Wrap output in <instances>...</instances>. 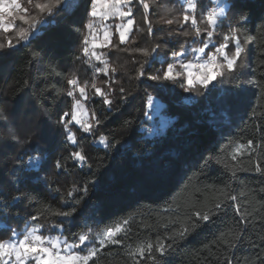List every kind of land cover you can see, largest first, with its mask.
Here are the masks:
<instances>
[{
  "label": "trees",
  "instance_id": "16d2710c",
  "mask_svg": "<svg viewBox=\"0 0 264 264\" xmlns=\"http://www.w3.org/2000/svg\"><path fill=\"white\" fill-rule=\"evenodd\" d=\"M21 3L27 6V0ZM218 3L201 0L197 17ZM221 5L226 6L227 18L213 38L215 43L241 12L248 17L243 35L254 37L251 44L244 45L243 66L222 91L213 87L210 96L190 100L179 86L136 78L144 57L119 49L150 48L160 43L158 51L170 58L172 51H180L185 41L190 44L193 39L168 35L178 26L161 20L162 16L171 18L168 9L173 10L172 14L181 11V0H152L149 19L153 35L147 34L143 8L137 6V24L145 31H134L135 43L119 45L111 51L103 49L110 63L122 66L115 74L119 83L113 85V105L109 109L101 97L90 92L88 106L102 124L94 134L83 133L75 126V145L66 139L57 121L71 108L70 97L65 94L67 78L76 73L81 81L92 79L83 57L77 59L81 33L67 34L68 21L81 17V0H69L60 15L46 17L27 45H19L9 55L0 54V109L8 116L7 122L0 121V239L11 236V231L2 230L3 225L20 231L30 216L47 203L53 209H75L69 217L41 220L53 233L58 230L51 229V224L61 221L64 235L71 238L89 229L95 234L129 219L125 244L154 241L180 227L193 210L223 199L222 193L227 191L238 196L236 203L241 212L247 213L246 221L238 223L240 216L235 206H229L177 241L162 259L167 264H226L225 257H231L234 264H264V176L254 171L257 163L264 167V0H221ZM3 36L0 32V39ZM112 39L118 44V36ZM160 67L159 62L151 65L153 72ZM106 79L102 74L97 77L98 83ZM121 86L126 89L123 94L118 91ZM148 94L164 104L163 128L151 125L146 117ZM225 95L230 104L223 102ZM98 134L107 135L111 146L99 144ZM14 135L27 136L31 143L22 145L13 139ZM249 139L258 147L250 157L240 158L233 176L235 162L230 160V153ZM33 149H39L47 160L44 170L18 171L21 159L26 165L29 155L40 154ZM80 149L87 157L82 165L71 157ZM57 159L63 168L55 167ZM74 186L87 187L88 192H77L68 198L67 191ZM241 228L246 235L233 250L224 241H231ZM125 251L123 245H108L96 264H130Z\"/></svg>",
  "mask_w": 264,
  "mask_h": 264
},
{
  "label": "snow or ice",
  "instance_id": "6c2138e0",
  "mask_svg": "<svg viewBox=\"0 0 264 264\" xmlns=\"http://www.w3.org/2000/svg\"><path fill=\"white\" fill-rule=\"evenodd\" d=\"M69 0H27L24 6L20 0H0V32L4 34L0 39V54L9 55L11 50L19 45L30 41L36 33L37 25L45 23L46 17L58 16L66 10ZM83 12L80 19H70L67 24L68 35L72 31L81 33L80 55L83 62L94 69L91 81H83L76 75L67 78L68 88L66 95L72 99L71 108L64 111L57 123L62 125L66 133V139L72 144L77 143V134L72 131L70 125H78V130L83 133L94 134L102 121L95 112L91 114V122L81 119V114L86 113L85 101L90 99V92L93 96L101 97L103 104L111 109L113 105L112 93L116 90L113 85L119 81L115 79V74L120 67L115 63H110L107 53L98 49L115 50L119 45L135 43L134 31L143 32L145 29L137 24L134 9L137 6L143 8V24L147 26L146 31L149 36L153 35L152 21L149 19V12L152 0H81ZM198 6L202 8L201 0H181V11L172 14L173 10L168 9L171 18L161 17L163 23L167 25H177L176 29H170L168 35L180 34L193 37L191 43L185 41L181 45L180 51H172L171 57L161 55L158 51L160 43H154L150 48L119 49L127 51L130 55L138 53L144 57L139 63L136 71L137 79H147L156 84L163 85L165 82L174 86H179L187 93H198L210 91V86L214 87L215 82L234 78L233 74L239 67L243 66V57L246 44H251L254 37L243 35L246 28L244 21L247 16L241 12L239 18H233V23L223 33L222 41L215 43L213 38L217 34L218 28L224 26V19L227 18L226 6L219 3L211 10H202L197 17ZM20 21V25L14 21ZM112 21L113 23H109ZM206 24V28L201 29L200 25ZM188 25V28H185ZM114 29V30H113ZM183 30V31H181ZM11 33V35H9ZM102 33V38L100 36ZM113 35L118 36V44L113 42ZM243 37V43H242ZM159 62L161 67L155 72L151 65ZM97 65H100L99 67ZM146 65L149 67L146 69ZM108 79L98 83L97 77L100 75ZM248 83L256 84L249 80ZM104 87H101L100 85ZM118 91L123 94L126 89L121 86ZM154 97L147 96L148 107L153 106ZM225 104H230V98L223 97ZM255 115V111H253ZM0 121L7 122L8 116L0 109ZM13 139L22 145H28L31 140L25 136L21 138L14 135ZM98 143L105 148L110 147L108 136L98 134ZM258 146L249 139L244 144H238L230 153V160L235 162L232 166V175L235 176L236 163H240L244 155L249 157L256 151ZM40 152L39 149H33ZM25 155H29L27 152ZM72 159L79 164H83L87 157L83 149L71 153ZM211 157L209 158V160ZM21 167L18 171H28L33 169L44 170L47 164L42 152L38 155H29V160L25 165L23 160L19 161ZM207 163V161H206ZM57 169L64 165L60 159L55 162ZM248 171V169H244ZM256 174L264 176V167L257 163L254 167ZM59 191V189H57ZM87 193L88 188L73 187L67 191V197L71 198L75 193ZM223 199L216 200L210 207L193 210L187 218L175 230H171L164 238L157 237L156 240L141 241L135 245L125 244V238L130 231L129 219H123L107 226L99 232L92 234L91 230L82 231L69 238L64 235V223L51 224V229L58 230L53 233L46 229L41 220L47 221L49 216L69 217L75 212L53 209L51 205L45 203L41 208L30 216V220L25 222L22 230L10 229L7 224L3 225V231H11V236L0 239V264H96L102 251L108 245H123L126 249L125 255L129 258L130 264H141L142 261H151V264H167L162 259L166 257L179 240L185 239L191 232L195 231L202 224L209 223L214 216L225 212L229 206H235L237 214L240 216L238 223L246 221L247 213L241 212L238 203V196L224 191ZM243 195V193H241ZM14 200L19 197H14ZM168 228V225H165ZM232 235V233H230ZM246 235L243 228L234 234L231 241L224 243L229 248L235 250L241 243L242 237ZM226 264H234V259L225 257Z\"/></svg>",
  "mask_w": 264,
  "mask_h": 264
},
{
  "label": "rangeland",
  "instance_id": "374dc122",
  "mask_svg": "<svg viewBox=\"0 0 264 264\" xmlns=\"http://www.w3.org/2000/svg\"><path fill=\"white\" fill-rule=\"evenodd\" d=\"M217 1L219 2V5H221V0H217ZM20 2H22V0H20ZM20 23L21 22L18 21V20L17 21H14V24H16V25H20ZM109 23H113V22L112 21H109ZM202 25H204V24H202ZM102 35L103 34L100 33L101 38H102ZM218 36L219 37H216L217 43L221 42L222 41V38H223V35H218ZM98 51H103V49H98ZM97 66L99 67L100 65H97ZM87 67H88V69L90 70V72H91V74L93 76L94 69L91 68V67H89L88 64H87ZM227 82H229L228 79L224 80V82H222V83L219 80H217L215 82V86L214 87L215 88L217 87L219 90L222 91L223 88H224V86H225V84ZM212 89H213V87L210 86V90H212ZM186 94H187V96L189 97L190 100H193L197 96H205V95L206 96H210L209 95V92H204L203 90H201L198 93H196V92H194V93H187L186 92ZM70 100H71V104H72V99L70 98ZM89 100L84 102L85 108L87 109V112L81 114V119L91 122V114H92L93 111L88 106L89 105L88 104L89 103ZM163 109H164V104L160 100H158L156 98H154L153 106L152 107H148V105H147V111H146V113H147L146 115L147 116L146 117L150 121V124L151 125L160 124V127L161 128L165 127V125H166V123H165L166 122V118L162 115ZM75 126L77 128H79L78 125H75V124L70 125L71 130L74 131V132H76L75 131L76 130Z\"/></svg>",
  "mask_w": 264,
  "mask_h": 264
}]
</instances>
